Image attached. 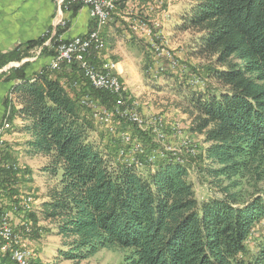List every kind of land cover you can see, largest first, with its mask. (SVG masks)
Listing matches in <instances>:
<instances>
[{
  "label": "trees",
  "instance_id": "obj_1",
  "mask_svg": "<svg viewBox=\"0 0 264 264\" xmlns=\"http://www.w3.org/2000/svg\"><path fill=\"white\" fill-rule=\"evenodd\" d=\"M187 5L176 31L193 36L196 55L215 59L217 66L207 71L221 89L219 97L189 96L181 110L191 132L203 137L198 169L219 198L200 203L191 167L173 156L155 163L141 157L143 167L155 168L143 175L92 142V115L82 98L105 108H113L117 98L94 89L78 65L46 67L29 77L30 62H24L0 74L18 83L12 90L31 137L29 148L49 160L45 172L58 180L40 214L18 205L19 211L34 227L41 219L56 225L68 248L61 251L65 260L79 262L109 249L124 253L127 264H264V0H187ZM82 6L68 10L75 14ZM65 30L57 27L2 55L0 65L22 63L36 49L52 57ZM94 60L97 53L89 58L97 66ZM128 127L145 147L152 141L137 126ZM149 148L147 154L154 152ZM0 163V199L11 196L8 202L17 204L21 172L1 158ZM5 214L0 207V221ZM0 264L14 263L0 253Z\"/></svg>",
  "mask_w": 264,
  "mask_h": 264
},
{
  "label": "rangeland",
  "instance_id": "obj_2",
  "mask_svg": "<svg viewBox=\"0 0 264 264\" xmlns=\"http://www.w3.org/2000/svg\"><path fill=\"white\" fill-rule=\"evenodd\" d=\"M149 1H152L151 4L155 3L159 10L155 9L151 15H144V18H139V15L134 18L141 22L145 21L151 34L148 35L140 27L139 29H129L132 35L142 41L145 53L143 61L139 62V67L143 71L141 81L136 83L139 90L136 94H132L122 82L121 84L123 101L133 105V110L138 111V114L148 123L154 122L156 130L155 126L151 124H148L147 128L144 125L140 128L128 121L119 122V118L116 116L113 117V121H108L106 126L93 120L94 113L90 112L93 119L91 116L89 117L94 127L90 132V138L104 153L116 161L135 164L143 175H147L155 168L143 167L140 162L141 157L144 156L150 163H155L159 157L165 158L168 155L175 157L174 154H176L175 159L178 163L191 167L190 180L195 185L198 200L203 203L213 198H219L220 194L218 190L210 186L198 169L200 165H203L205 149L203 137L191 132L189 118L181 109L182 106L187 107V99L193 94L203 97L220 96L221 88L207 71L209 67L217 65H215L214 58L201 57L194 53L193 36L190 33L176 31V17L187 9L184 1L175 0L163 4L156 3L155 0ZM120 7L121 5L118 10ZM127 9L129 10L124 12L131 13L130 17H133L132 13H135V7L129 6ZM124 23H126L125 20ZM105 47L103 39L102 52L105 51ZM34 56H36L35 53L31 54V58ZM112 65L115 70L116 64L112 63ZM113 96L117 98V105L120 97ZM81 105L83 106L82 103ZM116 105L108 110L115 113ZM9 109L13 112L12 108ZM128 124L135 125L144 133L149 134L152 141L145 147L140 139L131 134L133 128H129ZM126 126L127 128H125ZM7 129L9 130L6 132ZM12 129L10 124L3 126L2 137L6 141L0 149V158L3 163L16 165L22 176H20L16 187L19 202L10 204L6 198L9 199L11 196L0 199V207H3L6 211L5 215H8L7 219L12 226L15 239L0 241H3V244H6L5 246L8 248L10 247L9 250L18 248L31 252L32 264H127L124 253L109 249L100 250L94 256L79 262L65 260L61 251H66L68 248L64 246V241L58 235L56 225L41 219L34 227L32 222L26 219V214L19 211V207L25 209L23 204L27 203L30 205L31 213L40 214L41 206L47 198L48 189L55 186L58 180L45 172L49 160L33 154L28 145L30 140H27V137L23 135L24 129L21 126H17V136L14 140L11 141L9 137L5 136V132L8 135ZM162 134L164 138H162ZM126 136L128 140L123 142L122 137ZM137 144L142 146V150H133ZM150 146L153 147L154 152L147 154V149H150ZM122 151L126 154L132 152L131 160H123L120 156ZM179 158L182 160H178ZM261 229L262 227L258 228L260 233H262ZM36 230L39 231L35 232ZM0 253L11 259L6 252L0 251Z\"/></svg>",
  "mask_w": 264,
  "mask_h": 264
},
{
  "label": "crops",
  "instance_id": "obj_3",
  "mask_svg": "<svg viewBox=\"0 0 264 264\" xmlns=\"http://www.w3.org/2000/svg\"><path fill=\"white\" fill-rule=\"evenodd\" d=\"M183 1L187 4V0ZM151 2L149 0H124L122 2L120 10L101 30L106 47L104 52L97 53V60H94L98 67L104 63L116 64L113 74L119 76L121 82L132 94H136L139 90L136 83L140 82V78L143 76L139 62L143 61L142 58H144L145 53L142 48V41L132 35L129 29H139L141 21L134 18L137 15L140 16L139 18H144V15H151L155 9L159 10L157 5L154 2L151 4ZM186 4L185 6L188 7ZM129 6H134L136 9L135 13H132L133 17H130L131 13L124 12L129 10L127 9ZM58 7L56 0H0V57L43 38L50 29L54 28ZM183 13L181 12L176 17L175 26ZM63 17L68 21V28L61 35V39L65 41H70L76 37H86L97 28L96 22L90 17V9L87 6H82L75 14L72 10L63 8ZM30 53H35L36 56L23 60L20 65L24 62H30L27 74L29 77H33L35 73L41 72L42 69L49 66L51 56L41 55V49L33 50ZM14 85L17 86L18 83H9L4 78L0 79V123L5 118L8 109L12 108L13 112L10 110L12 114L9 117V122L13 118L14 121L11 119L10 122L13 129L8 135L6 132L10 128L5 130V136L9 137L11 141L17 136L16 128L18 125L23 129L27 126L20 119L18 112L16 113L20 105L12 90ZM188 123L191 125L190 120ZM23 133L27 140H31L28 134ZM203 146L206 148L205 144Z\"/></svg>",
  "mask_w": 264,
  "mask_h": 264
},
{
  "label": "built area",
  "instance_id": "obj_4",
  "mask_svg": "<svg viewBox=\"0 0 264 264\" xmlns=\"http://www.w3.org/2000/svg\"><path fill=\"white\" fill-rule=\"evenodd\" d=\"M123 1L124 0H56V3L59 5V7L57 10V17L54 22V28L50 29L44 35V37L54 34L57 27L62 29L68 28V21L63 17V8L68 9L69 6L75 3L83 4V6L89 7L90 17L96 22L97 28L86 37H76L70 41H65L61 39V36H59V39L56 40V43H58L56 53L51 57L48 69L51 71H56L60 70L64 64L78 65V67L83 72L84 77L94 89L105 90L120 97V100H118L116 105L117 110L115 113H111L108 108L101 106L98 101L93 100L90 97H85L81 101L84 107H88L90 112L94 113V120H96L97 123H102L107 126L108 121H113V117L116 116L121 120L128 121L131 124H136L140 128H142L143 125L146 126V128L148 124L154 125L156 130V125L154 122L151 121L148 123V121L143 119L138 114V111L133 110V105L123 101L122 84L119 76L113 74L112 63H104L102 66L98 67L91 64L89 61V58L93 53L102 52L103 37L101 35V30L105 24H108L112 20L113 15L118 10ZM173 1L175 0H155V2L159 4ZM140 28L147 32L148 35L151 34V31L145 24V21L140 23ZM20 66V63H9L4 67L0 65V74L7 72L11 68H17ZM9 114L10 109L3 119L2 125L0 126V149L2 146H4L6 141V139L2 137V129L4 124H10L8 121ZM162 138H164L163 134ZM125 140H128L127 136L122 137V141L125 142ZM133 150H142V146L137 144ZM131 153L129 152L126 154L122 151L120 152V156L123 158V160H131ZM174 155L176 157V154ZM178 160L182 159L179 158ZM26 208L28 207H25V209ZM7 217L8 215H5L0 221L1 240H3V234H11L15 239L12 226L9 224ZM0 245L5 250L6 254L10 255V257H16V264H23V262L26 260V253H21L20 249L15 248L14 250H7L6 246L3 244V241H0Z\"/></svg>",
  "mask_w": 264,
  "mask_h": 264
},
{
  "label": "bare ground",
  "instance_id": "obj_5",
  "mask_svg": "<svg viewBox=\"0 0 264 264\" xmlns=\"http://www.w3.org/2000/svg\"><path fill=\"white\" fill-rule=\"evenodd\" d=\"M105 25H107V24H105ZM104 25V26H105ZM114 67V65H112V68ZM24 206L25 207H28V208H26L25 209V211L26 210H28V211H31V208H30V205L29 204H27V203H25L24 204ZM11 238H14V237H12V235L11 234H3V240H9V239H11ZM12 241V240H11ZM8 244V243H7ZM4 245H6V244H4ZM10 248V247H9ZM9 248H8V246H6V249L7 250H9ZM26 250V249H25ZM25 250H21V253H26V260L23 262V264H32V258H31V252H29V251H25ZM0 251L1 252H5V250L2 248V246H0ZM11 259H12V261L13 262H15L16 263V257H11Z\"/></svg>",
  "mask_w": 264,
  "mask_h": 264
}]
</instances>
